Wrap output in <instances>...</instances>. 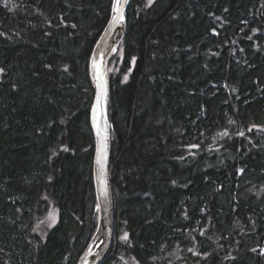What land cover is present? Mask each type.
<instances>
[{
	"label": "trees",
	"instance_id": "16d2710c",
	"mask_svg": "<svg viewBox=\"0 0 264 264\" xmlns=\"http://www.w3.org/2000/svg\"><path fill=\"white\" fill-rule=\"evenodd\" d=\"M113 2L0 0V264H78L98 228L91 59ZM111 53L100 264H264V0H132Z\"/></svg>",
	"mask_w": 264,
	"mask_h": 264
},
{
	"label": "water",
	"instance_id": "95a60500",
	"mask_svg": "<svg viewBox=\"0 0 264 264\" xmlns=\"http://www.w3.org/2000/svg\"><path fill=\"white\" fill-rule=\"evenodd\" d=\"M132 0H126V3L123 2V15L124 19L122 23H116L109 26V22L107 23L104 31L102 32L101 36L99 37V40L95 46V49L92 53V59L91 64L93 63V58H95L96 63L100 67V72L104 75V80L107 84V76L105 72V61L107 58V55L109 54L110 49L115 45L119 39L121 38L126 18H127V10L130 6ZM112 18V13L109 21ZM95 53V57H94ZM92 75L95 82V86L97 83L96 80V74L92 68ZM97 92L99 89L96 87ZM96 103V99L94 101L93 106ZM106 103H107V97L106 100L103 103V109L98 110L96 113V123L94 125L93 123V108L91 112V122L94 127V131L96 134V154H97V148L99 146L98 140L99 137L97 136L96 127L99 126L104 129V134L107 136V160L105 164V180H106V194L104 186L101 185L99 180L97 179L98 176V166L96 164V158H95V175H96V187L98 192V198H99V209H100V222L98 225V228L89 242L87 248L79 258L78 264H100L108 255L109 250L111 248L112 242H113V214H112V199H111V193H110V185H109V177H108V137H109V128H108V119L106 114ZM107 121V128L105 126L104 122Z\"/></svg>",
	"mask_w": 264,
	"mask_h": 264
},
{
	"label": "snow or ice",
	"instance_id": "6c2138e0",
	"mask_svg": "<svg viewBox=\"0 0 264 264\" xmlns=\"http://www.w3.org/2000/svg\"><path fill=\"white\" fill-rule=\"evenodd\" d=\"M123 2L126 3V0H123ZM111 11H112V18L109 21V26L111 27L116 23H122L124 19L122 0H114ZM73 27H75V25H73ZM94 57H95V53H94ZM92 68L96 74V80H97L96 87L99 89L95 98L96 103L93 106V123L95 125L96 113L98 110L102 111L103 103L107 97V84L106 81L104 80L103 73L100 72V67L96 63L95 58H93ZM124 79L127 80V76H125ZM96 132H97V136L99 137L98 140L99 146L97 148V154H96V164L98 166V173H99L97 179L99 180L101 185L104 186L105 194H106V180L104 176H105V164L107 160V142H106L107 136L104 134V129L99 126L96 127ZM224 135H227V133H224ZM240 135L243 136L244 133L241 132ZM49 219L51 220V224L49 226H52L56 223V216L53 213L49 214ZM127 238H128L127 233H125L124 236L121 237L122 240H127ZM253 251H255V249H253ZM262 253H264V250H262Z\"/></svg>",
	"mask_w": 264,
	"mask_h": 264
},
{
	"label": "rangeland",
	"instance_id": "374dc122",
	"mask_svg": "<svg viewBox=\"0 0 264 264\" xmlns=\"http://www.w3.org/2000/svg\"><path fill=\"white\" fill-rule=\"evenodd\" d=\"M154 0H145L146 4H150L152 3ZM126 24V23H125ZM115 45H113L114 47ZM113 47L110 49L109 51V55L107 57V60H106V66H105V72H106V75L108 76L110 73H113V74H116L118 73L119 71V60L117 59H114L113 61H111V58H112V50H113ZM109 58V60H108ZM107 61H108V64H107ZM111 62V63H110ZM211 146H208V148H210ZM196 148V146H195ZM50 213H53L55 216H56V222H57V209H55L53 207V204L50 203L49 204V209L47 210V212L41 216L40 218H38L36 220V225H35V228L39 231V233L41 235L44 236V234L47 232V229L50 228L51 226H49L51 224V220L49 219V214ZM53 226V225H52ZM46 235V234H45Z\"/></svg>",
	"mask_w": 264,
	"mask_h": 264
},
{
	"label": "bare ground",
	"instance_id": "6f19581e",
	"mask_svg": "<svg viewBox=\"0 0 264 264\" xmlns=\"http://www.w3.org/2000/svg\"><path fill=\"white\" fill-rule=\"evenodd\" d=\"M92 108H93V106H92ZM91 112H92V110H91ZM104 122H106V123H105V126H106V128H107V121H105V118H104Z\"/></svg>",
	"mask_w": 264,
	"mask_h": 264
}]
</instances>
